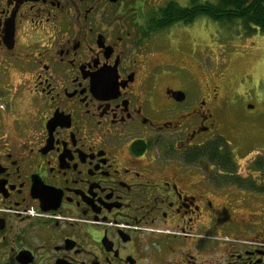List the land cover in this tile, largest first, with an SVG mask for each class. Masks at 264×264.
Returning <instances> with one entry per match:
<instances>
[{"label":"flooded vegetation","instance_id":"obj_1","mask_svg":"<svg viewBox=\"0 0 264 264\" xmlns=\"http://www.w3.org/2000/svg\"><path fill=\"white\" fill-rule=\"evenodd\" d=\"M204 2L0 0V264H264V186L189 159L226 121L204 17L156 28Z\"/></svg>","mask_w":264,"mask_h":264},{"label":"rangeland","instance_id":"obj_2","mask_svg":"<svg viewBox=\"0 0 264 264\" xmlns=\"http://www.w3.org/2000/svg\"><path fill=\"white\" fill-rule=\"evenodd\" d=\"M195 22L190 30L187 28L196 43L191 72L202 90L220 88V105H226L227 109L217 115L219 122L223 117L226 120L218 132L237 147V169L244 176L247 165L258 155L264 156V152L256 153L264 151V34L246 36L238 25L225 28L208 18ZM159 56L162 62L173 58L164 52ZM225 97H231L230 107ZM250 103H254L253 110L244 105ZM259 177L260 174L255 177L257 184L263 182Z\"/></svg>","mask_w":264,"mask_h":264},{"label":"trees","instance_id":"obj_3","mask_svg":"<svg viewBox=\"0 0 264 264\" xmlns=\"http://www.w3.org/2000/svg\"><path fill=\"white\" fill-rule=\"evenodd\" d=\"M187 11H189L188 14ZM160 12L165 20L156 27L158 29L180 20L192 23L196 18L204 17L225 28L238 25L246 36H251L256 32L264 34V0H216L215 2L206 0L204 3L195 4L190 9L179 8L169 3ZM201 157L213 166L211 174H229V176L226 175L225 180L217 181L216 184L219 186H264V178L261 179L263 182L256 184L250 178L244 179L237 175V163L225 138L215 136L202 149L192 150L189 159ZM247 169L264 172V156H257Z\"/></svg>","mask_w":264,"mask_h":264},{"label":"water","instance_id":"obj_4","mask_svg":"<svg viewBox=\"0 0 264 264\" xmlns=\"http://www.w3.org/2000/svg\"><path fill=\"white\" fill-rule=\"evenodd\" d=\"M176 96H177V98H179V99H183L184 97H183V94L181 93V92H178V93H176L175 94ZM174 95V96H175Z\"/></svg>","mask_w":264,"mask_h":264}]
</instances>
